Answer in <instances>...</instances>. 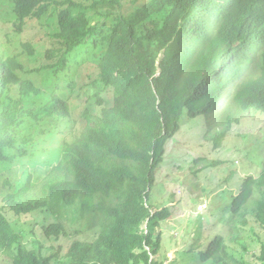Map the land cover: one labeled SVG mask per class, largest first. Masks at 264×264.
<instances>
[{
	"label": "trees",
	"instance_id": "16d2710c",
	"mask_svg": "<svg viewBox=\"0 0 264 264\" xmlns=\"http://www.w3.org/2000/svg\"><path fill=\"white\" fill-rule=\"evenodd\" d=\"M139 1L0 0L10 7L9 21L1 18L12 28L6 42L21 41L6 54L0 40V258L55 264L22 243L7 211L56 218L43 226L56 240L69 235L72 211L98 233L72 244L62 264H161L153 232L169 213L153 212L151 193L183 117L213 115L211 130L230 126V107L221 113L229 101L238 112L264 113V0ZM126 2L137 9L126 14ZM29 21L47 42L21 38ZM73 100L81 101L77 117ZM53 150L61 158L41 182L28 167ZM249 203L264 226V169L245 177L231 223ZM200 259L244 264L222 236Z\"/></svg>",
	"mask_w": 264,
	"mask_h": 264
},
{
	"label": "rangeland",
	"instance_id": "374dc122",
	"mask_svg": "<svg viewBox=\"0 0 264 264\" xmlns=\"http://www.w3.org/2000/svg\"><path fill=\"white\" fill-rule=\"evenodd\" d=\"M146 1L140 0L139 3ZM128 2L125 3L126 14L137 9ZM9 11L7 3L0 4V40L7 47L6 54H13L15 46L19 47L21 41L8 40L10 47L7 45L4 33L12 31V28L1 18L9 21L6 16ZM44 35V29L37 22H32L27 23L21 38L47 42ZM22 61L27 67V60ZM36 84L40 86L37 81ZM70 106L77 117L81 101L73 100ZM228 107V112L234 115L228 128L221 122L209 130L207 122L215 120L213 115L209 118L204 115L190 118L186 115L181 121L180 131L167 142L164 162L156 170L150 200L153 212L168 210L169 213L168 218L153 232L159 252L152 258L161 264H212L203 263L200 256L216 236L224 238L229 252L236 259L244 264H259L264 245V226L256 220L254 204L249 203L245 216L233 218L232 223L229 207L245 177L251 175L258 178L264 169V114L255 110L238 112L232 101L221 113ZM222 114L219 117L223 119ZM85 124V120L78 121L77 129ZM223 131L228 133L220 140L221 145L216 146V137ZM50 152L38 154L28 167L34 172L35 179H41V182L44 173L50 172L61 158L60 150ZM6 215L21 235L22 243L41 251L45 257L54 256L55 264L67 260L75 242L93 243L97 238L98 229H92L86 220H80L79 213L72 211L64 216L69 235L57 240L44 234L43 226L57 221L47 213L18 217L7 211ZM232 224L236 229H231ZM146 229L145 223L142 225L144 233H147ZM0 264L13 263L4 257L0 258Z\"/></svg>",
	"mask_w": 264,
	"mask_h": 264
},
{
	"label": "clouds",
	"instance_id": "9594fccd",
	"mask_svg": "<svg viewBox=\"0 0 264 264\" xmlns=\"http://www.w3.org/2000/svg\"><path fill=\"white\" fill-rule=\"evenodd\" d=\"M28 23H30V21H29ZM26 25H27V24H26ZM44 33L46 34V31H44ZM237 45H238V44H237ZM237 45H236V46H237ZM263 114H264V113H263ZM170 140H171V139H170Z\"/></svg>",
	"mask_w": 264,
	"mask_h": 264
},
{
	"label": "bare ground",
	"instance_id": "6f19581e",
	"mask_svg": "<svg viewBox=\"0 0 264 264\" xmlns=\"http://www.w3.org/2000/svg\"><path fill=\"white\" fill-rule=\"evenodd\" d=\"M106 43V42H105Z\"/></svg>",
	"mask_w": 264,
	"mask_h": 264
}]
</instances>
